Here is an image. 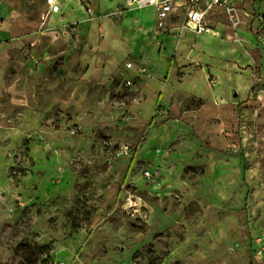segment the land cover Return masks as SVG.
Segmentation results:
<instances>
[{
    "label": "rangeland",
    "instance_id": "1",
    "mask_svg": "<svg viewBox=\"0 0 264 264\" xmlns=\"http://www.w3.org/2000/svg\"><path fill=\"white\" fill-rule=\"evenodd\" d=\"M60 2L0 0V264H253L264 0L206 34Z\"/></svg>",
    "mask_w": 264,
    "mask_h": 264
},
{
    "label": "built area",
    "instance_id": "2",
    "mask_svg": "<svg viewBox=\"0 0 264 264\" xmlns=\"http://www.w3.org/2000/svg\"><path fill=\"white\" fill-rule=\"evenodd\" d=\"M53 13L61 11L60 0H48ZM241 0H126V7L133 9L151 8L155 12L157 26L167 28L179 19L181 25L197 34L214 32L210 16L219 10L227 11L233 16ZM92 12V9H89ZM64 33L75 34L74 25L62 26ZM129 66H133L129 63ZM122 153L128 154L129 147L123 146ZM147 174H150L149 171ZM253 264H264V240L253 245ZM65 264V263H60Z\"/></svg>",
    "mask_w": 264,
    "mask_h": 264
},
{
    "label": "trees",
    "instance_id": "3",
    "mask_svg": "<svg viewBox=\"0 0 264 264\" xmlns=\"http://www.w3.org/2000/svg\"><path fill=\"white\" fill-rule=\"evenodd\" d=\"M34 248L42 249V248H44V247H40L39 245H34ZM28 260H29V262H32V260H30V259H28ZM150 264H158V263H156V262L153 260V261L150 262Z\"/></svg>",
    "mask_w": 264,
    "mask_h": 264
},
{
    "label": "crops",
    "instance_id": "4",
    "mask_svg": "<svg viewBox=\"0 0 264 264\" xmlns=\"http://www.w3.org/2000/svg\"><path fill=\"white\" fill-rule=\"evenodd\" d=\"M132 9H133V8H132ZM219 11H220V10H219ZM212 15H213V13H212ZM212 15H211V16H212Z\"/></svg>",
    "mask_w": 264,
    "mask_h": 264
}]
</instances>
